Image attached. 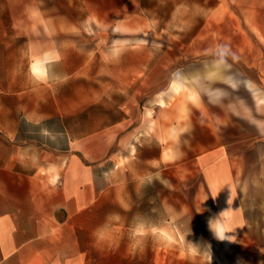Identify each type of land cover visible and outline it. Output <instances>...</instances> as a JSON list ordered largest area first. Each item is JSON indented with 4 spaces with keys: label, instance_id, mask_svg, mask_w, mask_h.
Masks as SVG:
<instances>
[{
    "label": "crops",
    "instance_id": "1",
    "mask_svg": "<svg viewBox=\"0 0 264 264\" xmlns=\"http://www.w3.org/2000/svg\"><path fill=\"white\" fill-rule=\"evenodd\" d=\"M99 2L102 16L133 14L128 0ZM8 11L0 7V264H264L263 216L253 212L264 209L261 137L252 179L203 114L170 152L164 133L154 141L148 131L150 110L139 130L138 82L151 86L153 57L132 47L91 56L57 22L34 25L27 39L31 27L11 29ZM157 163L168 172L155 173ZM240 178L258 194L246 195Z\"/></svg>",
    "mask_w": 264,
    "mask_h": 264
},
{
    "label": "rangeland",
    "instance_id": "2",
    "mask_svg": "<svg viewBox=\"0 0 264 264\" xmlns=\"http://www.w3.org/2000/svg\"><path fill=\"white\" fill-rule=\"evenodd\" d=\"M128 3L133 14L122 16H102L99 0H3L0 7L9 9L5 23L11 29L19 23L25 29L31 27L27 39L34 25L41 23L46 30L51 22H57L68 24L75 50L91 56L127 54L132 47L138 56L153 57V63L148 64L153 77L147 83L151 86L142 87V81L138 82L139 130H143L140 123L146 110H150L148 117L154 123L148 131L152 139L156 141L164 133L165 139L171 140L166 149L172 152L177 144L173 141H179V132L188 131L194 119L203 114L204 119L219 125L232 154L241 159L239 164H247L252 179L258 167V137L261 152L264 151V0H128ZM43 35L48 38L49 32ZM225 45L227 54L222 56L225 49L221 46ZM233 53L237 60L232 59ZM108 66L112 64L107 63ZM175 80L180 86L172 90ZM81 98L77 97L80 102ZM96 99L91 97L92 101ZM103 99L108 104L114 103L113 96ZM141 149L133 157L138 166L144 164L140 160L144 153ZM153 169L155 173H162L158 172L161 169L168 172V165L157 163ZM241 180L239 187L246 195L252 198L258 194L255 184L243 185ZM169 191L171 197H179L170 173ZM159 195L154 193V219L161 213ZM258 195L263 205V185ZM260 210L264 231V209L255 208L253 212L257 214ZM252 227V231L257 230ZM141 230L145 229H137ZM169 231L174 229L171 227ZM169 237L174 239L173 235Z\"/></svg>",
    "mask_w": 264,
    "mask_h": 264
},
{
    "label": "clouds",
    "instance_id": "3",
    "mask_svg": "<svg viewBox=\"0 0 264 264\" xmlns=\"http://www.w3.org/2000/svg\"><path fill=\"white\" fill-rule=\"evenodd\" d=\"M222 48H224L225 50L224 51H222L221 52V55L223 56V55H226L227 54V46L225 45V46H221ZM232 59L233 60H237L238 59V57L236 56V54L235 53H233L232 54ZM234 114H236V113H234ZM216 235H217V237L219 238V239H221V240H223L225 237H224V232H223V230H219V231H217L216 232Z\"/></svg>",
    "mask_w": 264,
    "mask_h": 264
}]
</instances>
